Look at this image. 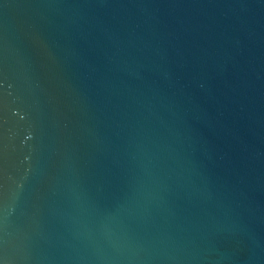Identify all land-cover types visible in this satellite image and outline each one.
Returning a JSON list of instances; mask_svg holds the SVG:
<instances>
[{"label":"water","instance_id":"95a60500","mask_svg":"<svg viewBox=\"0 0 264 264\" xmlns=\"http://www.w3.org/2000/svg\"><path fill=\"white\" fill-rule=\"evenodd\" d=\"M0 264H264V0H0Z\"/></svg>","mask_w":264,"mask_h":264}]
</instances>
